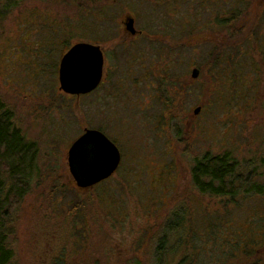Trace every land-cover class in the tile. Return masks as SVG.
<instances>
[{
    "label": "rangeland",
    "instance_id": "obj_1",
    "mask_svg": "<svg viewBox=\"0 0 264 264\" xmlns=\"http://www.w3.org/2000/svg\"><path fill=\"white\" fill-rule=\"evenodd\" d=\"M230 12H237L236 26L245 33L231 47L219 46L217 54L228 61L215 64L213 43L204 39L215 27L212 19ZM129 17L134 35L125 28ZM221 31L219 39L228 36ZM258 36L264 41V0H0V97L38 151V173L22 201L9 206L11 264H136L135 258L143 264L174 211L193 217L202 235L208 213L222 238L234 231L248 240V228L257 229L251 239L259 242L233 261L264 264V52L253 42ZM76 42L95 43L104 53L100 86L86 96L59 88V60ZM168 53L179 55L175 69L190 84L176 111L181 141L156 100V70ZM201 62L227 79L240 73L242 84L227 82L221 99V86L209 74L208 81L192 79ZM204 100L210 104L194 115ZM86 128L115 143L120 163L110 177L79 188L67 150ZM206 152L230 153L261 194L240 188L226 204L197 192L190 167Z\"/></svg>",
    "mask_w": 264,
    "mask_h": 264
},
{
    "label": "trees",
    "instance_id": "obj_2",
    "mask_svg": "<svg viewBox=\"0 0 264 264\" xmlns=\"http://www.w3.org/2000/svg\"><path fill=\"white\" fill-rule=\"evenodd\" d=\"M154 1L160 4L166 0ZM237 16V12H230L228 16L216 15V18L212 19L215 27L209 28L211 32H208L204 42L213 43L209 58L215 64L228 61V58L221 57L220 53L217 54V49L220 50L221 47L225 46L231 47L237 41H234V37L238 39L245 33L242 26H236L239 21ZM221 29L228 32V36L219 39L217 33L218 31L222 33ZM249 34L253 39L254 34L250 32ZM258 37L253 42L259 44L260 51L264 52L263 37ZM178 56L177 54L168 53L165 62L156 70V100L161 106L162 113H165V116L161 115L162 118L171 123V126L175 123L174 132L177 139L181 141L184 132L176 124V111L182 106L181 96L183 91L190 93V84H187L189 87H186L182 83L183 78H180L179 71L175 69L177 64L180 65ZM197 69L198 76L196 78H204L208 81L210 75L211 79L221 86L218 94H221L224 89L228 90L226 84L231 80L238 86L242 84L241 80L243 78L236 71L229 75L227 79L226 73H223L222 70L216 71L209 68L204 62L199 63ZM194 81L190 80L191 83H194ZM99 86L100 84L97 88ZM94 91L95 89L82 96L89 95ZM224 94L223 92L220 95L221 99L225 98ZM208 104H210V100L201 101L200 107L204 108ZM75 108L78 109V106L76 105ZM13 115L11 108L0 97V264H11L14 258V249L10 243L9 230L6 225L7 220H9V206L12 208L22 201L30 181L38 173L36 163L37 146L33 141L28 140L21 129L17 127ZM4 171L7 177L3 176ZM190 177L191 184L197 192L220 200L225 199L226 204L236 200L240 188L241 191L246 193L261 194L259 187L249 185V177L242 176L238 172L237 161L228 152L217 154L206 152L201 157H196L190 167ZM8 179L10 181L7 184ZM160 183L159 181L158 185ZM151 187L152 196L155 198L156 188ZM207 216L206 230H204L206 233L202 235L197 233L199 231L198 225L193 217L186 215L185 212L180 214V212L174 211L170 217V224L165 227V230L162 228L157 233L158 236L155 237L154 241L155 245H149V250L152 251L146 253L143 264H235L233 258L237 257L238 260H242L239 255L242 252H247L246 249L250 246L248 245L250 242L253 244L259 242L258 238L251 239L256 235L253 232H258L257 229L251 230L250 228H248V240L234 231L230 234L225 233L227 236L223 233L222 238L218 233L212 231V220L216 216L211 217L209 213ZM190 229L193 233H188ZM210 231L214 233H208ZM140 239H138V243ZM85 241L87 242L86 237ZM145 243H149V240L146 239ZM136 249L138 250L137 245ZM148 254H150L149 257ZM131 258H135V256ZM134 260L136 264H142L143 261L142 259V261H137L136 258Z\"/></svg>",
    "mask_w": 264,
    "mask_h": 264
},
{
    "label": "water",
    "instance_id": "obj_3",
    "mask_svg": "<svg viewBox=\"0 0 264 264\" xmlns=\"http://www.w3.org/2000/svg\"><path fill=\"white\" fill-rule=\"evenodd\" d=\"M126 30L134 35V19L127 18ZM104 56L99 45L77 42L61 56L58 66L59 88L66 94L80 95L93 91L103 77ZM198 76L192 68L191 77ZM201 107L196 106L197 115ZM120 163L117 146L101 131L85 129L67 150V166L79 188H88L115 172Z\"/></svg>",
    "mask_w": 264,
    "mask_h": 264
}]
</instances>
